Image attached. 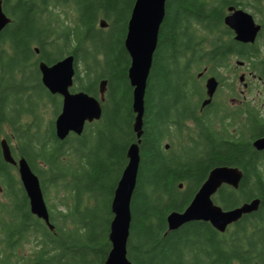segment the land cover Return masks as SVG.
<instances>
[{
  "label": "trees",
  "instance_id": "obj_1",
  "mask_svg": "<svg viewBox=\"0 0 264 264\" xmlns=\"http://www.w3.org/2000/svg\"><path fill=\"white\" fill-rule=\"evenodd\" d=\"M135 1L3 0L12 20L0 34V264H105L112 200L137 141L125 47ZM231 5L250 7L262 23L255 43L235 40L225 23ZM68 54L75 56L72 91L99 98L103 79L107 91L102 117L61 140L55 119L62 97L43 84L39 63ZM236 58L264 80V0H167L131 202L134 264H264V150L253 145L264 136V119L251 103L246 118L229 115L222 87L202 106L198 73L221 84L233 79L235 92ZM50 109L55 115L45 123ZM3 138L38 174L54 229L32 213L17 167L3 158ZM218 165L238 166L244 176L238 188L224 184L216 203L230 209L260 198L259 209L225 232L205 221L168 231V214L185 210Z\"/></svg>",
  "mask_w": 264,
  "mask_h": 264
},
{
  "label": "water",
  "instance_id": "obj_2",
  "mask_svg": "<svg viewBox=\"0 0 264 264\" xmlns=\"http://www.w3.org/2000/svg\"><path fill=\"white\" fill-rule=\"evenodd\" d=\"M166 2L167 0H136L128 22L125 47L131 57L128 77L134 87L133 110L136 116L133 127L137 141L128 148V163L112 200L111 208L114 216L109 233L112 247L105 264H134L128 257L132 222L131 202L141 160L140 143L144 132L145 94L158 45L160 27L166 14ZM228 12L225 23L234 31L235 40L255 43L262 24L244 8L231 5L228 7ZM11 20L12 18L4 10L3 0H0V34ZM100 25L106 27V20L101 19ZM39 69L43 84L51 93L62 97V108L55 119V129L59 139L64 140L73 133L82 134L87 123L102 117V103L106 99L107 91L106 79L100 81L98 98L86 91H72L76 74L73 54H68L52 64L41 61ZM219 85V79L215 75L206 79L207 97L202 102L203 107L212 102ZM253 145L258 150H264V136L256 138ZM1 147L3 158L18 169L20 180L29 197L32 213L43 219L50 229H54L38 174L26 157L20 156L17 159L14 157L6 138L1 140ZM243 176V171L238 166L218 165L211 169L185 210H174L168 214V231L176 230L192 221H205L210 222L220 232H225L231 224L239 221L244 215L257 211L261 203L260 198H254L230 209L223 208L214 200L215 194L224 184L238 188ZM183 186L181 183L180 187Z\"/></svg>",
  "mask_w": 264,
  "mask_h": 264
},
{
  "label": "flooded vegetation",
  "instance_id": "obj_3",
  "mask_svg": "<svg viewBox=\"0 0 264 264\" xmlns=\"http://www.w3.org/2000/svg\"><path fill=\"white\" fill-rule=\"evenodd\" d=\"M239 61H241L242 63ZM244 65H246L245 71H241L240 69H238L240 67L243 68ZM234 68H236L235 72H231V73L234 74L235 80H236L237 74H239L238 75L239 83H241L243 85V88L239 92L237 91L238 89H236V81H235V89H234L235 92H232L231 89L228 88V86H229L228 83H233V80H230V79L226 80L227 82H225V83H227V84H225V83L221 84V82L219 80V82H220L219 88L222 87L223 90L226 89L228 91V94H226L224 97L221 96L222 100H224V101L226 100L225 102H222V103H224V105L226 106V108L228 110L227 113L229 115L230 114L238 115L241 113L242 119H244V118H246V116L248 114V111H247V108L249 106L248 104L251 103L253 106H255L256 110H258V112H259L258 114L264 119V105L262 108L259 106H256V105H254V103H255L254 100H257L258 98L254 97V99L252 100L248 97V93H252L256 88L253 85V82L251 80H249V77L252 76L253 78H257V79L261 80L262 83H264V80L262 79V77L255 74L251 70V66L244 60L235 59ZM198 76H199V79H202L204 81L203 83H204V87H205V82H206V79L209 77V75L204 78V74L202 72H199ZM229 81H232V82H229ZM205 90H206V87H205ZM217 92H218V90L216 91V94H217ZM261 93H262L261 90L258 89L257 95H260ZM263 93H264V91H263ZM216 94H215V96H216ZM215 96H214L213 100L215 98H218L217 96L216 97ZM206 97L207 96L205 95V98ZM213 100H212V102H213Z\"/></svg>",
  "mask_w": 264,
  "mask_h": 264
},
{
  "label": "rangeland",
  "instance_id": "obj_4",
  "mask_svg": "<svg viewBox=\"0 0 264 264\" xmlns=\"http://www.w3.org/2000/svg\"><path fill=\"white\" fill-rule=\"evenodd\" d=\"M246 10H248L249 12H251L253 14V9H251L250 7H247ZM254 15V14H253ZM255 16V15H254ZM256 18V17H255ZM258 20V18H256ZM259 22V20H258ZM261 23V22H260ZM263 40V39H262ZM237 59V58H236ZM81 68H83V66H81ZM240 69L241 71H245L246 69V65H244V67H240L238 68ZM226 75V73H224ZM227 75L230 77V74L227 72ZM233 75V73H231V76ZM238 75L236 76V89H238L237 91L239 92L242 88H243V85L241 83H239V80H238ZM230 80H233V79H230ZM249 80H251L253 82V85L256 87L255 90L252 92V93H248V97L250 99H254V97H257L258 99L257 100H254V105L256 106H259V107H263L264 105V83H262L261 80L257 79V78H253L252 76L249 77ZM204 85V83H203ZM261 90V93L260 95H257L258 93V89ZM226 94H228V91L226 89L223 90V92L221 93V96L224 97ZM104 102V101H103ZM262 103V104H261ZM261 105V106H260ZM55 115V112L53 110L50 109L49 111V116L48 115H45V123L48 122L53 116ZM178 152V151H177ZM17 174L19 175L18 173V169H17ZM20 178V177H19ZM184 187V186H183ZM1 188V186H0Z\"/></svg>",
  "mask_w": 264,
  "mask_h": 264
},
{
  "label": "bare ground",
  "instance_id": "obj_5",
  "mask_svg": "<svg viewBox=\"0 0 264 264\" xmlns=\"http://www.w3.org/2000/svg\"><path fill=\"white\" fill-rule=\"evenodd\" d=\"M132 86V85H131ZM133 87V86H132ZM133 90H134V87H133Z\"/></svg>",
  "mask_w": 264,
  "mask_h": 264
}]
</instances>
